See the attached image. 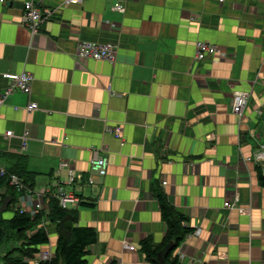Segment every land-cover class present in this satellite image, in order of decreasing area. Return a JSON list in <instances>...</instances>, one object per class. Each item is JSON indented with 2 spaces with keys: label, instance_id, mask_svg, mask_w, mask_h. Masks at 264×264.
<instances>
[{
  "label": "crops",
  "instance_id": "0c3cea01",
  "mask_svg": "<svg viewBox=\"0 0 264 264\" xmlns=\"http://www.w3.org/2000/svg\"><path fill=\"white\" fill-rule=\"evenodd\" d=\"M26 1L0 0V94L5 74L32 77L28 95L13 90L0 106V170L32 186L25 209L66 181L65 161L81 176L67 188L81 200L77 226L95 232L85 264H150L138 243L162 241L159 194L190 229L176 264H264V0H42L55 13L35 33ZM80 41L113 43L114 62L76 59ZM197 42L224 57L194 61ZM234 92H249L241 117ZM92 150L106 159L101 178ZM38 227L48 242L37 253L53 255L54 223Z\"/></svg>",
  "mask_w": 264,
  "mask_h": 264
},
{
  "label": "trees",
  "instance_id": "16d2710c",
  "mask_svg": "<svg viewBox=\"0 0 264 264\" xmlns=\"http://www.w3.org/2000/svg\"><path fill=\"white\" fill-rule=\"evenodd\" d=\"M9 175H14L23 188L32 189V186L19 174L4 171V174L0 175V189H5L0 193L1 202L6 196L10 198L3 212L10 211V216L4 218L3 213H0V246L3 250L0 261L3 264H31L28 259H33L38 248L48 242L45 231L38 227L43 219H47L55 226V247L52 258L48 262L38 264H85L86 247L95 243V232L92 228L77 226L76 209H61L56 200L46 198V212L41 210L33 217H29L28 214L19 213L16 209L13 211L14 203L26 192L16 191L10 186ZM258 178L260 184L264 186V176L260 172ZM156 201L161 220L165 225V234L159 245H153L150 237H145L138 243L139 250L147 262L155 264L157 252L169 245L172 248L164 259L167 264H176L174 251L190 229L182 228L183 217L172 210L164 196L157 195Z\"/></svg>",
  "mask_w": 264,
  "mask_h": 264
},
{
  "label": "built area",
  "instance_id": "2783aa9c",
  "mask_svg": "<svg viewBox=\"0 0 264 264\" xmlns=\"http://www.w3.org/2000/svg\"><path fill=\"white\" fill-rule=\"evenodd\" d=\"M128 2L131 0H123ZM217 3H223L224 0H212ZM81 0H60V3L57 7L64 8L69 5L79 4ZM42 0H36L35 3L26 1L22 6V21L31 31L35 33L40 24L52 18V15L55 13L54 9H47L41 7ZM113 11L122 12L124 9L123 3H117L111 7ZM116 54V46L111 42H103L100 44L92 43L88 41H80L75 46L74 57L78 60H93V61H105L108 63H113ZM217 56L223 58L224 54L219 52V50L213 46L205 43L197 42L194 45V61H202L206 57L212 58ZM3 79L8 82L7 88L2 94H0V106L4 98L13 90L20 92L21 94L28 95L30 92V85L32 82V77L26 73L21 72L19 74H5ZM249 97V92H234L232 94L231 113L237 117L242 116V112L246 103L247 98ZM36 108L35 104H29L27 109L32 111ZM105 132L110 134L116 139L120 137V131L117 127H106ZM5 137L10 136V132L7 131L4 133ZM259 159L260 156H257ZM91 170L95 173L97 177H102L105 174L106 168V159L103 156H99L98 150L91 151V160H90ZM64 171L66 174V181L61 185L60 183L53 186H43L40 191L34 193V200L31 201L30 207L28 210L25 209L24 203L26 202V196L32 194L30 190L23 188L20 184V181L14 176H8V183L10 186L15 188L16 191L24 190L26 194L20 196L19 199L15 202V209L19 213L28 212L29 217H33L38 212L46 208L44 206V200L46 198H52L56 200L58 207L61 209H78L80 208V202L76 196L71 192L67 191V188H70L75 182L79 181L81 176L75 174L72 170V167L68 162L61 161L57 165V172ZM4 172L0 170V175H3ZM264 176V173L262 174ZM85 183L91 185L93 183V178L88 176ZM164 182H162V185ZM234 202L228 203L223 202L222 206L224 208L235 207L236 200ZM1 203V196H0ZM127 250L132 251L133 247L127 246ZM53 255H50L48 252H41L36 254V258L30 260L31 264H38L48 262ZM35 257V256H34Z\"/></svg>",
  "mask_w": 264,
  "mask_h": 264
},
{
  "label": "water",
  "instance_id": "95a60500",
  "mask_svg": "<svg viewBox=\"0 0 264 264\" xmlns=\"http://www.w3.org/2000/svg\"><path fill=\"white\" fill-rule=\"evenodd\" d=\"M10 201L9 197H5L2 202L0 203V213H3L6 209V207L8 206ZM171 246L166 245L164 246L159 252H157L154 263L155 264H167L165 261V257L167 255V253L171 250Z\"/></svg>",
  "mask_w": 264,
  "mask_h": 264
},
{
  "label": "rangeland",
  "instance_id": "374dc122",
  "mask_svg": "<svg viewBox=\"0 0 264 264\" xmlns=\"http://www.w3.org/2000/svg\"><path fill=\"white\" fill-rule=\"evenodd\" d=\"M3 214H5V217H9L10 216V211H7V212H5V213H3ZM1 247L2 246H0V255H2V249H1Z\"/></svg>",
  "mask_w": 264,
  "mask_h": 264
}]
</instances>
